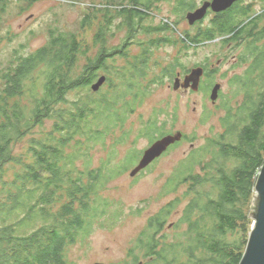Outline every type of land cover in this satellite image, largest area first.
Wrapping results in <instances>:
<instances>
[{"label":"trees","instance_id":"trees-1","mask_svg":"<svg viewBox=\"0 0 264 264\" xmlns=\"http://www.w3.org/2000/svg\"><path fill=\"white\" fill-rule=\"evenodd\" d=\"M8 1L0 0V25ZM253 4L238 2L220 13L217 35L191 38L201 44L219 37L237 52L231 68L240 71L220 74L227 78L231 93L219 92L220 131L190 148L173 166L158 193L174 197L148 219L129 252L132 264L139 260L135 250L152 258L146 264H182L183 255L194 264H238L241 259L251 226L247 224L255 182L264 162V9L257 13ZM110 8L106 5L100 11L102 19L92 38L96 52L85 56L80 73H74L75 66L89 47L74 31L57 26L49 28L46 42L33 52H26L23 45L10 52L6 62L0 60V264H73L68 248L83 241L101 216L112 220L118 214L111 210L117 203L103 198L101 191L143 154L132 146L120 159L118 147L130 137L132 129L125 126L130 116L152 86L162 82L161 75L148 78L156 64L153 51L172 40L166 34L158 38L150 34L175 29L164 22V26L145 25L148 15L137 9ZM116 18V28L125 33L123 41L113 46L107 37L112 36ZM90 24V15H83L81 26ZM138 32L148 37L137 41L139 52L131 54L129 46ZM116 57L125 60L122 67L110 63ZM171 69L163 73L169 76ZM99 73L106 80L94 91L91 85ZM212 80V75L207 77L202 90L208 91ZM164 111L155 108L136 137H146L150 144L170 133L166 122L158 121ZM212 116L204 107L201 122ZM46 122L51 127L30 138L24 154L14 155L13 146L36 127L44 130ZM184 138L196 140L183 134L180 141ZM96 145L106 156L93 167L89 151ZM9 164L11 178L5 177ZM181 185L188 186L191 196L180 210L186 195L176 192ZM175 213L179 218L170 227L174 232L183 225L186 229L166 239L163 231ZM241 232L240 239L236 235Z\"/></svg>","mask_w":264,"mask_h":264},{"label":"rangeland","instance_id":"rangeland-1","mask_svg":"<svg viewBox=\"0 0 264 264\" xmlns=\"http://www.w3.org/2000/svg\"><path fill=\"white\" fill-rule=\"evenodd\" d=\"M28 1H31L30 4H28ZM200 1L201 0H186V3L194 4ZM250 2H254L253 9L257 13L263 11L264 0L240 1L241 4ZM124 3H126L124 0H113L112 2L106 0H9L6 3V13L3 15L2 24L0 25L2 36L0 39V60L6 62L9 53L14 49H19L23 45V49L26 52H33L44 45L47 40V31L49 28L57 26L60 30L74 31L78 35L80 42L89 47L87 53L79 57L75 66L74 73H80L86 62V57H92L96 52V45H92V38L102 19L100 11L102 8H105L106 5H110V10L116 11L118 6L124 5ZM85 14L90 15L91 24L87 27H82L81 18H83ZM157 16L158 18H156ZM160 17L164 20L168 19V23L172 28H174V26L176 27V30L174 32L172 31L173 33L170 32V35L167 36L172 41L170 43L165 42L161 47L155 48L153 51V60L156 64L154 65L155 68L150 70L148 78L161 75L162 82L152 86L151 92L146 96L143 104L137 108L131 115L132 117L130 116L125 124L127 128L132 130L129 139L126 141V145L118 147V150H120L118 158L121 159L126 150L132 146L135 147L138 153L143 152V150L149 147L151 143L149 144L148 139L143 136L138 137L139 135L136 137V132L141 127L142 122L146 121L153 113L155 108L165 110L164 114L160 113L158 121H165L167 127L171 128L170 133L180 131L184 136L194 135L196 140L192 143L184 138L177 146L169 149V151L157 162L149 166L142 175L133 177L130 175V172H125L117 179L108 183L107 187L102 190L103 192L101 191V195L103 198L117 203V206H114L111 210L117 211L118 214L114 216L112 220H105L107 215L101 216V219L94 225L91 233L83 241H77L68 248V258L73 264H132L129 252L131 254L132 247H134L137 238L145 228L148 219L155 215L161 207L174 197L173 193L167 196H160V194L157 196L164 180L172 171L173 166L190 148L203 143L206 137L212 136L220 131L218 119L219 116L222 115V110L216 108L219 102L220 104L222 102V99H218L219 92L221 91L222 95L225 96L231 94L229 92L230 88L227 84V78L222 79L220 74L225 70H229L230 73L240 71L231 68L235 62L236 51L232 50V46L231 48L230 46L225 47L219 37L198 46L181 49L179 43L181 42L180 40H182L180 33H185L179 26H183L184 23L182 22L181 25L176 26L173 19L166 15L165 9L160 16L156 14V16H154L155 19H147L144 24L147 25L150 24V22L153 25L159 24L160 21H162ZM115 20L116 23L111 29L113 32L112 36L109 35L107 37L108 44L113 46L123 41L125 33L124 29L116 28L118 18ZM164 33L168 32L166 31ZM150 35L152 38L158 36L156 32H152ZM147 37L148 35L143 32H138L133 41L134 43L129 46L130 53H138L139 46L136 42ZM202 62H205L207 71H212L211 75L213 76L214 82H216L215 84H221L215 103H212L210 100V91L215 85L214 83H211L209 86V92L205 90H201L200 92L199 89L198 91H194L188 87L190 92L186 94L183 93L182 90H174L172 82L168 79L169 77L162 74L163 69L172 68L171 70L174 71V75L177 74L178 71L181 75L184 73L181 66H193L194 64ZM222 62L224 63L221 64ZM110 63L122 67L125 60L116 57L114 60H110ZM100 73L98 77L102 75ZM78 93H80V91H77L75 94ZM25 99L26 98H24L23 101H25ZM234 102H236V99L232 101V103ZM204 107H208V109L213 112L212 118L206 123L201 122ZM50 127L51 122L45 123L44 130L36 127L20 143L13 146V154H24L27 141L33 136H38L39 133L44 132ZM107 140L108 142L106 141V143L109 144L110 138ZM89 154L93 157V167H96L101 158L105 156V151L100 146L96 145L94 149L89 151ZM139 156L141 157V155ZM79 164L80 162H78V165ZM135 164L130 168H133ZM7 166L9 167H7L5 177L11 178L13 167L11 164ZM177 193H186L179 207L181 210L186 205L191 195L189 194L187 185L181 186ZM178 218L179 213H175L167 221L163 231L166 239H172L175 232H181L180 234L182 235L183 230L186 229V225H183L179 231L174 232L172 227H170V224H174ZM248 220L251 221V224L249 222L247 227L252 225V219L249 218ZM250 229L251 226L248 233ZM236 236L240 239L244 237L242 232L238 233ZM233 237V235L229 236V238ZM247 239L248 235L246 237V242ZM143 253V250L134 251V254L139 257L138 263L142 261V264H146L149 257L144 258ZM186 258V255L182 256V259L186 261V263L184 261L182 264H194L191 260L187 261ZM138 263L136 262L135 264Z\"/></svg>","mask_w":264,"mask_h":264},{"label":"water","instance_id":"water-1","mask_svg":"<svg viewBox=\"0 0 264 264\" xmlns=\"http://www.w3.org/2000/svg\"><path fill=\"white\" fill-rule=\"evenodd\" d=\"M236 1L237 0H212L210 2H205L199 10L189 15V18L191 20L199 19L205 13L208 6H211L215 11H224ZM202 74V68H192L189 73L184 75L182 81L179 79L174 81L173 88L190 87L192 90L198 91ZM105 80V76L101 75L91 85V88L94 91L98 90ZM220 88L221 84L217 83L211 89L210 100L212 103H215ZM182 135V132L176 131L174 133H168L153 141L150 146L143 151L138 163L130 171V175L134 176L139 171L146 168L153 160L160 157L170 145L179 142L182 139ZM249 218L252 219V225L238 264H264V162L255 182ZM150 260H152L151 257H149L147 261ZM138 264H142V262Z\"/></svg>","mask_w":264,"mask_h":264},{"label":"flooded vegetation","instance_id":"flooded-vegetation-1","mask_svg":"<svg viewBox=\"0 0 264 264\" xmlns=\"http://www.w3.org/2000/svg\"><path fill=\"white\" fill-rule=\"evenodd\" d=\"M106 1L112 2L113 0H106ZM121 1H123V0H121ZM124 1L126 3H124L123 6H125L127 8H131L132 7V9H137L140 12H143V13L147 14L148 16H147L146 19H155L154 16H156V14H158L160 16V14L163 13V10L165 9L166 10V15L169 18L173 19V21L176 23V26L181 25L182 22H183L184 25L183 26H179V27H181V30L185 34H183V33L181 34L180 33V36H181L182 40H180L181 42H179V43H180V48L181 49H183V48L187 49V47H189L191 45L198 46V45L204 44L206 42V41H204L201 44L192 43L191 42V38H193V37H197V36H201V35H203V36L204 35H211V34L217 35L219 30H218L217 27H215V25L217 23H219V14L222 13V12L230 10L232 8V6H234L236 3L240 2L241 0H237L230 7H228L224 11H220V12L219 11H215L211 6H208L206 8V10H205V13L199 19H195V20H191L189 18V15H191L195 11L199 10L203 6V4L205 2H210L212 0H201L199 3H194V4H187L186 0H124ZM180 4H182V5H180ZM177 6L182 7V8H179ZM161 20L162 21H160V23H159L160 26H164L165 25V24H163L161 22H165V23H167L169 25V23H168L169 20L168 19L164 20L163 18H161ZM154 25H158V24H154ZM174 29L176 30L175 26H174ZM166 31L168 33H162V32H166ZM162 32H160V33L156 32L158 34V36L156 38H158L160 35H163V34H166L167 36L170 35V31L168 30V28L165 29ZM166 43H170V42H166ZM185 44H188V46H186ZM205 62H207V61H205ZM205 62H202V63H199V64H194L193 66H185V65L181 66V69L184 70V73L181 74V75H180L179 71L175 75H174V71L170 72L169 76L165 75L166 73H163V74L166 77H169L168 79L172 82V85H173L174 81L177 80V79L182 81L184 75H186L193 67H201L203 69V74H204V75L202 74L201 77H200L199 91L201 92V90H202L201 86H202L204 80H206L207 77L211 78V73H212V71H207L206 66H204V65H206ZM207 72H209V73L211 72V73L209 74ZM211 83L215 84L216 82H214V79H213L211 81ZM173 89L174 90L175 89L182 90L183 93H186V94H189V92H190L189 88L181 89L180 87H178V88H173ZM169 148L170 147H168V149L159 157V159L161 157H163L169 151ZM155 160L152 163H150L144 169L146 170L149 166H152L154 164ZM144 169H142V171H139L133 177H137V176L142 175L143 173H145ZM131 170H132V168H130L126 172H130Z\"/></svg>","mask_w":264,"mask_h":264},{"label":"bare ground","instance_id":"bare-ground-1","mask_svg":"<svg viewBox=\"0 0 264 264\" xmlns=\"http://www.w3.org/2000/svg\"><path fill=\"white\" fill-rule=\"evenodd\" d=\"M131 8H132V7H131ZM157 18H158V17H157ZM152 20H153V19H152ZM150 23H151V22H150ZM154 23H155V22H154ZM164 23H165V22H164ZM167 25H168V24H167ZM190 26H191V25H190ZM163 29H164V28H163ZM152 30H153V29H152ZM168 30H169V29H168ZM158 32H159V31H158ZM171 32H172V31H171ZM172 35H173V34H172ZM227 51H228V50H227ZM227 51H226V52H227ZM199 62H200V61H199ZM204 66H205V65H204ZM203 68H204V67H203ZM209 68H210V67H209ZM207 73H209V72H207ZM210 73H211V72H210ZM205 74H206V73H205ZM203 75H204V74H203ZM206 77H207V76H206ZM222 77H223V76H222ZM218 99H219V98H218ZM162 105H163V104H162ZM23 106H24V105H23ZM212 107H213V106H212ZM214 108H215V107H214ZM171 109H172V108H171ZM214 113H215V112H214ZM131 117H132V116H131ZM134 117H135V116H134ZM125 118H126V117H125ZM211 134H212V133H211ZM182 136H183V135H182ZM33 137H34V136H33ZM203 138H204V137H203ZM206 139H207V138H206ZM28 143H29V142H28ZM125 145H126V144H125ZM114 146H115V145H114ZM114 146H113V147H114ZM176 146H177V145H176ZM111 147H112V146H111ZM119 151H120V150H119ZM105 154H106V153H105ZM105 154H104V155H105ZM121 154H122V153H121ZM48 156H49V155H48ZM105 156H106V155H105ZM133 157H134V156H133ZM104 158H105V157H104ZM113 159H114V158H113ZM127 159H128V158H127ZM182 159H183V158H182ZM103 163H104V162H103ZM97 164H98V163H97ZM14 165H15V164H14ZM109 165H110V164H109ZM111 165H112V164H111ZM16 167H17V166H16ZM121 168H122V167H121ZM144 170H145V169H144ZM151 170H152V169H151ZM141 171H142V170H141ZM115 173H116V172H115ZM171 173H172V172H171ZM171 173H170V174H171ZM172 176H173V175H172ZM170 177H171V176H170ZM168 179H170V178H168ZM163 180H164V179H163ZM163 185H164V184H163ZM181 186H182V185H181ZM168 188H169V187H168ZM197 189H198V188H197ZM185 190H186V189H185ZM164 191H165V190H164ZM169 191H170V190H169ZM102 192H103V191H102ZM176 192H177V191H176ZM183 192H184V191H183ZM158 194H159V193H157V196H159ZM164 194H166V193H164ZM179 196H180V195H179ZM169 197H170V196H169ZM173 200H174V199H173ZM108 203H109V201H108ZM109 204H110V203H109ZM194 215H195V214H194ZM196 216H197V215H196ZM200 221H201V220H200ZM197 224H198V223H197ZM197 228H198V227H197ZM138 258H139V257H138ZM138 258H137V259H138ZM144 258H145V257H144ZM184 261H185V260H184ZM141 262H142V261H141ZM137 263H138V262H137ZM134 264H135V263H134Z\"/></svg>","mask_w":264,"mask_h":264}]
</instances>
